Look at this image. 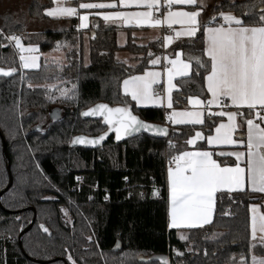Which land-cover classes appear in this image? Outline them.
Instances as JSON below:
<instances>
[{
	"label": "trees",
	"instance_id": "1",
	"mask_svg": "<svg viewBox=\"0 0 264 264\" xmlns=\"http://www.w3.org/2000/svg\"><path fill=\"white\" fill-rule=\"evenodd\" d=\"M87 1L77 0L74 6ZM259 5L260 0H225L212 13L231 12L250 23L252 17L244 13L255 6V16ZM52 7V0H31L27 13L31 21L19 12L0 16V31L19 34L41 53L60 48L67 63L60 68L42 58L38 71H22L13 45L6 46L8 41L0 36L4 45L0 47V68L16 69L12 77L0 78V134L9 154L8 161L0 137V193L9 185V162L13 176L12 187L0 200V264H112L110 258L114 257L124 258L120 264H142L140 258L152 257L169 258L170 264H241L242 258L249 264L251 253L264 257V244L252 247L250 214L253 204H259L264 214V195L219 193L213 223L186 231L169 229L167 172L173 152L168 142L175 144L176 153L190 149L185 141L195 131L209 133L207 119L205 126H172L164 138L139 133L117 141L102 117L82 115L98 104L117 107L130 101L122 94L123 80L151 68V60L163 54V42L139 45L130 35L127 45L120 48L117 27L92 19L90 30L80 31L75 19L47 17L45 11ZM31 22L40 25V32L27 34ZM203 47L198 32L171 50L182 51L187 59L202 56ZM119 51L129 52L140 63L127 66L117 59ZM185 80L190 82L182 83ZM56 82L70 83L75 89L70 97L53 103L46 86ZM176 85L175 109L186 108L189 95L202 99L208 95L198 77L180 78ZM131 106L140 119L165 127L167 110L138 108L132 101ZM53 107L63 108L66 119L46 135H28ZM106 132V139L97 146L73 143L78 137L95 139ZM78 178L83 179L80 188ZM34 218L32 229L21 237ZM185 233L187 239L182 240ZM189 244L193 245L192 254L186 251ZM176 251L184 255L178 256ZM149 264H161V260Z\"/></svg>",
	"mask_w": 264,
	"mask_h": 264
},
{
	"label": "snow or ice",
	"instance_id": "2",
	"mask_svg": "<svg viewBox=\"0 0 264 264\" xmlns=\"http://www.w3.org/2000/svg\"><path fill=\"white\" fill-rule=\"evenodd\" d=\"M53 3L56 7L47 10L45 15L54 18L79 16L80 28H88L89 15L79 14V9H112L114 11L94 14L118 26L166 27L169 34L163 38L164 46L171 45L180 37L194 38L201 32L204 44L202 56H188L185 60L182 58L184 53L176 49H173L174 58L156 56L151 64L160 65L162 60L166 61L163 71H146L143 75H132L123 80V96L130 97V101L124 100L121 102L123 106L117 107L98 104L82 113L85 117H102L108 131L115 133L117 141L141 132L161 137L168 135L167 128L149 124L134 114L131 101L135 102L136 107L172 109L166 120L173 124L205 126V120L209 121L207 127L210 131L207 135L203 131H195L185 141L186 145L191 146L190 149L176 153L175 144L168 142V148L173 152L169 157L167 172L169 228H197L211 223L217 193L243 192L246 183L251 191L264 193V0H260L255 16H252L255 6L244 13L252 17L254 22L250 23L224 11H218L202 21L199 18L206 7L203 0H164L165 12L157 17L153 13L159 12L161 0L79 2L76 7L65 6V0H53ZM176 5L187 6L190 10H174ZM133 8L146 10H122ZM175 25H179V30ZM0 36L10 43L14 42L15 48L20 50L19 60L23 68L38 67L39 56L35 55L38 48L25 47L20 37L15 35L5 36L0 31ZM152 55L149 53V56ZM15 71V68H0V76L8 77ZM164 76L167 82L166 98L153 88ZM177 77H198L204 82L208 95L203 99L192 95L186 97L192 110L173 109L172 92L177 89L173 81ZM187 82L190 81H182ZM66 93L67 90H64L62 94ZM203 93L204 88L201 89ZM238 118L242 123H238ZM244 125L246 132L235 136ZM107 134L95 139L78 137L73 143L97 146L106 139ZM198 141L203 142L199 148L196 147ZM204 145H207V149ZM225 146L242 147L245 151L224 150ZM215 157H231L235 162L228 164ZM153 194L158 195V192ZM251 213L252 239L255 240L257 231L264 234V214H260L256 206L251 207ZM43 230L48 232L47 228ZM180 238L187 239L184 236ZM261 242L264 243V235ZM68 259L71 260V256ZM156 259L161 260V264H168L166 258ZM142 264H149V261H142ZM241 264H245L243 258ZM252 264H264V259L253 256Z\"/></svg>",
	"mask_w": 264,
	"mask_h": 264
},
{
	"label": "crops",
	"instance_id": "3",
	"mask_svg": "<svg viewBox=\"0 0 264 264\" xmlns=\"http://www.w3.org/2000/svg\"><path fill=\"white\" fill-rule=\"evenodd\" d=\"M77 0H65V5L67 6H74V3L76 2ZM225 0H203V3L206 5V7L204 8V11L202 12L201 14V17L199 19H203V20H206L209 16L211 15H214L212 13V9L217 7L221 2H223ZM228 1H232V0H228ZM53 2V0H52ZM87 2H110V0L108 1H103V0H88ZM199 2V0H198ZM161 4H162V7L159 9V12H155L153 13V15H155L156 13L158 14H163L165 12V8L163 7V4H164V0H161ZM55 6V4L53 3V7ZM52 7V8H53ZM76 7V6H74ZM50 8V9H52ZM48 9V10H50ZM190 10L187 6H183V5H176L174 6V10ZM21 9H15V10H9L11 12H19L21 15ZM122 10H125V11H144L146 9H122ZM47 11V10H46ZM45 11V12H46ZM110 11H114L112 9H91V10H85L83 9L82 11L79 10V14L81 15H84V14H87L89 15V21H88V28H80L78 30L80 31H88L90 30L91 28V20L92 19H97V20H100L102 21L103 23L109 25V26H114V27H117L118 28V46L120 48H124L127 43H128V39H129V36L131 35L132 38H135L137 40V43L139 45H147L148 43H151V42H155V41H159L161 40L163 42V54L161 56H169L170 58H174V52L173 50H171L178 42H184V41H188V40H191L192 38H188V37H180L176 40H174V42L169 45V46H164V41H163V38H164V34H163V30L166 29V27H162V28H156V29H153V28H149V27H128V26H118V24H114V23H110V22H105L100 15H95L94 13H104V12H110ZM233 14V13H232ZM28 16V15H27ZM47 16V15H46ZM49 17V16H47ZM24 18H27L29 21H31L29 19V17H24ZM51 19H56V20H65V19H75L76 21L79 22V25H80V20L79 18L76 19L75 16H72V17H59V18H54V17H49ZM24 21V20H22ZM32 24H37L35 22H31L29 24V28L28 30L26 31L27 34H32V33H38L40 32V25L38 24V28H32L31 25ZM174 27H176L177 30H179V25H175ZM88 38V36H86V39ZM21 39V38H20ZM13 46H14V42H13ZM122 54H126L128 55V57H126V59L124 60V62L122 61V59H120V55ZM42 55H47V59H44L49 61L50 63L52 64H62L66 58H65V54L62 50L60 49H56V50H53L51 52H47V53H42ZM125 55V56H126ZM88 57V63L86 62V58ZM183 59L184 56L182 57ZM117 59L121 62H123L124 64H126L127 66L129 67H135L137 66L140 62L136 59V56H133L132 54H130L129 52H126V51H119L117 53ZM186 60V59H185ZM85 63L86 65L89 64V47H88V55H86V51H85ZM166 65V61L162 60L161 61V64L160 65H152L151 68L145 70L143 73L141 74H137V75H143L146 71H163L164 70V67ZM180 78H183V77H177L173 83L176 84V81ZM177 86V85H176ZM153 88L154 90L156 89H161L162 90V96H164L166 98L167 96V82H166V76L162 77L161 78V82L156 84V85H153ZM121 90H122V85H121ZM177 89H174L173 92H172V96L174 94V92L176 91ZM122 94H123V90H122ZM130 99V97H127ZM134 104L135 102L132 101ZM138 108H144V109H147V108H157V109H163V110H167V112H171L172 109H166L164 107H153V106H147V107H138ZM174 110L176 111H184V110H192V105L188 104V106L186 108H182V109H175L173 108ZM245 113H247V110H244ZM224 122H226V118H224ZM171 123V122H170ZM238 123H242L240 121V119L238 118ZM171 125L173 127H180V126H192V125H181V124H173L171 123ZM195 126H201V125H195ZM243 129L245 130L246 132V125H244L243 127H241L237 133L235 134V136H238L239 135V131ZM213 134H214V131H213ZM203 144L202 141H198L197 142V145L196 147H199V145ZM189 148H191V146H189ZM206 149V148H205ZM224 150H238V151H245V148H234V147H231V146H225V149ZM217 159V157H215ZM220 159L224 160V161H234V158H231V157H219ZM241 166L243 167L244 164L243 162L241 163ZM251 192V193H256V194H259V195H264V193H261V192H253L250 190V186L246 183L245 185V190L243 192ZM233 193H236V192H233ZM219 193H217L218 195ZM255 204L251 205L254 206ZM251 207H250V214L252 216V213H251ZM262 210V209H261ZM168 212H169V209H168ZM263 213V212H262ZM215 215H216V205H215V211H214V214H213V217H212V221L211 223H213L214 219H215ZM211 223H208V224H205L203 227L207 226V225H210ZM168 226H169V215H168ZM199 228H202V227H197V228H182V229H175V228H169L170 230H178V231H186V230H191V229H199ZM251 234H252V221H251Z\"/></svg>",
	"mask_w": 264,
	"mask_h": 264
},
{
	"label": "rangeland",
	"instance_id": "4",
	"mask_svg": "<svg viewBox=\"0 0 264 264\" xmlns=\"http://www.w3.org/2000/svg\"><path fill=\"white\" fill-rule=\"evenodd\" d=\"M244 0H232L233 3H236V2H242ZM31 0H0V16L6 14L9 10H15V9H21V13H22V16L23 17H27V13H28V5L30 4ZM67 6V5H65ZM56 7V5L54 6ZM53 7V8H54ZM80 11H82L83 9H79ZM32 28H38V23L37 24H32L31 25ZM8 41V40H7ZM21 43L25 46V47H36L39 49L38 46L34 45V44H26V42L24 40H21ZM88 47H89V43H88V38L86 39V43H85V51H86V55H88ZM13 48L15 49L16 53H17V56H18V59H19V56H20V50L15 48V46H13ZM60 49V48H59ZM62 50V49H60ZM25 55H28L27 53ZM35 55L39 56V59L37 61V65L38 67H35V68H23L21 66V62L19 60V63H20V67L22 69V71H27V72H33V71H38L41 67V59L44 57L45 59H47V55H42V53L40 52V49L37 53H35ZM126 55V54H125ZM124 54L120 55V59H122V61L124 62V60L126 59V57H128V55L125 56ZM43 58V59H44ZM86 62L88 63V57L86 58ZM59 67H63V66H66L67 63H66V60L60 64L59 63ZM28 87H32L31 85H29ZM47 89L49 90V93H50V97L49 99L54 103V102H58L60 100H63L67 97H70L71 93L73 92V90L75 89V87L70 84V83H64V82H56L55 84H52V85H47L46 86ZM64 90H67V93L66 95L62 94L64 92ZM96 117H100V116H96ZM22 118V117H21ZM129 137V136H128ZM127 137L125 138H122V140L126 139ZM37 171L40 172V170L38 169ZM254 206L258 207L259 210H260V214H263L262 213V210H261V206L259 204H255ZM65 213L67 214V212L65 211ZM68 215V214H67ZM71 222V220H70ZM188 234L185 233V235H181V236H184V237H187ZM262 233H260L259 231H257L256 233V239L253 240L252 239V244L253 245H257V244H264L261 242V237H262ZM209 237V236H208ZM5 240H10L12 241V243L14 242L13 239L11 238H8V237H3ZM186 240V239H184ZM186 251L189 253V254H192L193 253V245L192 244H189L187 246V249ZM177 253H181V255H178V256H182L184 255L183 252H179V251H176V255ZM253 256H255L254 254L251 253V257L249 259V264H252V258ZM257 259H264V257H258V256H255ZM124 259L122 257H120V260H118L116 257L114 258H110V262L112 264H115L116 261L119 262L120 264V261ZM127 259H129V257L127 256ZM117 262V263H118ZM116 263V264H117Z\"/></svg>",
	"mask_w": 264,
	"mask_h": 264
},
{
	"label": "water",
	"instance_id": "5",
	"mask_svg": "<svg viewBox=\"0 0 264 264\" xmlns=\"http://www.w3.org/2000/svg\"><path fill=\"white\" fill-rule=\"evenodd\" d=\"M13 75L8 76V77L0 76V78H10ZM65 119H66V111L63 108H61V107H53V108H51V109H49L47 111V113L43 116V118L41 119V121L38 124H36L35 126H33L30 129V131L28 132V135H30V134L46 135L47 133L50 132V130L52 129V127L54 125L62 123ZM141 133H145V132H141ZM145 134H147V135H149L151 137H154V138H164L165 137V136H162V137L161 136H154V135H151L149 133H145ZM0 137H1V140H2V143H3L4 156L9 161L7 143H6V141L4 140V138H3V136L1 134H0ZM7 170H8V173H9L10 181H9L8 187L4 191H2L0 193V200H1L2 196L4 195V193H6L13 185V176H12V173H11L10 162L8 163ZM34 222H35V218L33 219L32 223L29 225V227L25 231H23L21 233V237L24 234L28 233L32 229ZM156 258H160V257H152L150 259L149 258H140L139 260L141 262L142 261L151 262V261L159 260V259H156Z\"/></svg>",
	"mask_w": 264,
	"mask_h": 264
},
{
	"label": "built area",
	"instance_id": "6",
	"mask_svg": "<svg viewBox=\"0 0 264 264\" xmlns=\"http://www.w3.org/2000/svg\"><path fill=\"white\" fill-rule=\"evenodd\" d=\"M160 15H161V14L156 13V14L154 15V17L160 16ZM77 17H79V16H76V18H77ZM75 27L79 29V22H78V21H77ZM175 28H176V27H175ZM2 32H3V34H4L5 36H10V34L4 32V31H2ZM163 34H164V35L169 34V30H168L167 28L164 29V30H163ZM171 34L174 35V33H171ZM12 35H15V36L20 37V35L17 34V33L12 34ZM11 43H13V42H11ZM156 92H157L158 94H162V90H161V89H157ZM167 115H168V114H167ZM166 122H167V120H166ZM79 182H80V183H79V188H80V187L83 185V179H79ZM123 182L126 183V182H127V179H123ZM146 194H147V192L144 191V192H143V195H146Z\"/></svg>",
	"mask_w": 264,
	"mask_h": 264
},
{
	"label": "bare ground",
	"instance_id": "7",
	"mask_svg": "<svg viewBox=\"0 0 264 264\" xmlns=\"http://www.w3.org/2000/svg\"><path fill=\"white\" fill-rule=\"evenodd\" d=\"M75 18H76V16H75ZM79 17H77L76 19H78ZM20 38H21V36H20ZM8 45H13V43H10L9 41H8V43H7V45L6 46H8ZM159 89V88H158ZM157 90V89H156ZM155 90V91H156ZM160 95V94H159ZM167 114H169V112H166V114H165V118H164V124H165V128H167L168 130H170L171 129V127H172V125H171V123L169 122V121H167L166 122V116H167Z\"/></svg>",
	"mask_w": 264,
	"mask_h": 264
},
{
	"label": "flooded vegetation",
	"instance_id": "8",
	"mask_svg": "<svg viewBox=\"0 0 264 264\" xmlns=\"http://www.w3.org/2000/svg\"><path fill=\"white\" fill-rule=\"evenodd\" d=\"M166 259H167L168 264H170L171 262H170L169 258H166Z\"/></svg>",
	"mask_w": 264,
	"mask_h": 264
}]
</instances>
